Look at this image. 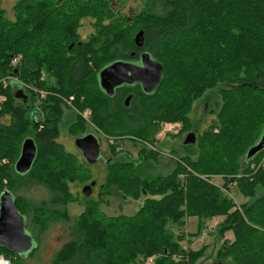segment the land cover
I'll return each instance as SVG.
<instances>
[{"label":"trees","instance_id":"16d2710c","mask_svg":"<svg viewBox=\"0 0 264 264\" xmlns=\"http://www.w3.org/2000/svg\"><path fill=\"white\" fill-rule=\"evenodd\" d=\"M139 1L145 8L126 21L114 17L106 0H18L13 19L0 0V192L13 193L33 237L53 220L69 221L70 184L94 179L57 138L64 109H89L91 124L110 141L103 185L143 201L131 215L108 216L101 198L85 199L52 264H193L205 247L186 250L165 227L188 216L200 222L223 217L216 233L231 230L233 239L221 242L217 261L264 264V149L245 158L264 126V0ZM87 17L93 31L81 40L77 29ZM139 30L138 49L161 63L163 77L151 93L132 88L125 107L128 88L104 96L96 72L128 58ZM212 89L219 97L215 120L184 145H194L196 156L182 155L166 175L150 172L162 124L188 130L193 102ZM72 112L67 129L81 135L86 123ZM26 137L35 141L36 156L29 171L18 174L14 163ZM122 142L137 147L136 161ZM214 175L221 185L210 180ZM24 176L44 186L49 198L32 203L17 194ZM233 183L245 198L240 203L228 193ZM0 255L18 264V255L1 246Z\"/></svg>","mask_w":264,"mask_h":264},{"label":"rangeland","instance_id":"374dc122","mask_svg":"<svg viewBox=\"0 0 264 264\" xmlns=\"http://www.w3.org/2000/svg\"><path fill=\"white\" fill-rule=\"evenodd\" d=\"M17 1L18 0H1V6L4 9V13L7 18H14L13 6ZM137 4L138 2H132L129 7L132 9L136 8ZM91 23L92 19L89 17L82 19L81 25L77 29L81 40H85L93 31ZM218 101L219 97L213 89L206 91L202 97L196 99L193 102L192 110L189 114L191 122L190 127L186 131H180L181 125L178 122H166L162 124L161 129H163L166 125L167 131L162 133L161 137L157 138L155 146H153L158 152V158L156 161H153L152 166L148 168L150 172H153L154 174L166 175L174 168L175 161H177L182 155L188 153L191 157L196 156V147L194 145L192 147H184V137L188 132H193L195 133V136H198L202 130L208 126V124L213 123L215 120V113L212 112V109L216 107V103ZM72 111L80 115V117L85 121L87 127L92 125L88 115L90 112L89 109H85L80 112L77 109L72 108ZM72 111L68 108L63 110L60 134L57 140L61 142L68 151L76 154L83 162L78 150L73 144V140L77 135L70 134L67 129L68 123L74 119ZM1 120L7 121V118H3ZM93 129L96 132L101 133L100 130L91 128V130ZM101 135L102 137L100 139L102 142L103 152L101 153L102 155L100 161L94 165H88L85 163L95 181L91 194L88 197L82 194L81 189L86 183H71L70 190L75 196V199L67 202L65 205L67 217L70 220L66 221V219L63 218L53 220L41 233L38 232V235L34 234L33 238L34 243L36 244L35 246L37 247L36 251L27 256L18 255L16 259L18 264H52V257L55 251L71 237L70 225L76 216L84 210L86 204L85 199L91 198L99 200V198H101L99 206L100 210L108 216H115L120 213L131 215L136 212L141 205L143 201L142 198L136 200L123 198L115 186L106 187L103 185L105 183L106 176L105 160L108 157L107 149L110 141H108L109 139L107 136L102 133ZM119 146L124 152H126L128 158L135 161L137 160L138 153L136 146H132L129 142L119 143ZM140 160L142 159H139V161ZM210 180L217 185H221L222 183V179L219 175L211 176ZM20 181L21 182L15 191H17V194L23 195L30 202L37 203L41 200L49 198V191L41 184L30 180L27 176L22 177ZM228 193L236 203H240L245 200L244 196L239 192L234 183L229 186ZM222 218V216H214L200 222L196 216H188L184 218L183 224L179 225L176 223H167L165 227L175 240H179V244L184 249L197 250L201 247H205L202 255L197 257V259H194L193 264H212L218 260L216 253L221 242L223 240L231 241L233 239L231 230H226L221 237H218V234L216 233V229H218L217 224L222 220ZM27 221L28 219L26 218V224ZM27 226L28 225H26V230H28ZM221 262L223 264H231L228 258L222 260ZM145 264H152V261L148 259Z\"/></svg>","mask_w":264,"mask_h":264},{"label":"water","instance_id":"95a60500","mask_svg":"<svg viewBox=\"0 0 264 264\" xmlns=\"http://www.w3.org/2000/svg\"><path fill=\"white\" fill-rule=\"evenodd\" d=\"M143 41V31L139 30L133 36V43L136 47H142ZM162 77L161 63L152 58L147 51L140 54V60L137 63L117 59L102 67L97 73L98 86L107 96H112L115 88L122 84H139L143 92L151 93L160 84ZM22 94L23 92L20 90V95ZM129 98L130 96L126 97L125 104L128 103ZM195 141V133L188 132L184 137L183 144L191 145ZM74 143L87 164H93L99 159V143L92 133L77 137ZM263 149L264 126L259 139L247 149L245 158L251 159ZM35 156V141L31 137L24 138L19 156L14 163L15 172L18 174L27 173ZM94 184L95 181H91L83 185L82 194L88 197ZM35 245L32 233L26 230V218L16 207L13 193L7 189L2 190L0 192V246L16 255L27 256L36 248ZM214 264L223 263L217 261Z\"/></svg>","mask_w":264,"mask_h":264},{"label":"flooded vegetation","instance_id":"af4514ba","mask_svg":"<svg viewBox=\"0 0 264 264\" xmlns=\"http://www.w3.org/2000/svg\"><path fill=\"white\" fill-rule=\"evenodd\" d=\"M106 2H107V5H108V7L112 10V12H113V14H114V17L115 18H117V17H122V18H124L126 21L128 20V21H130L131 20V18H132V16L133 15H135V14H138L142 9H144L145 7H144V3L142 2V1H139V0H106ZM132 2H138V4H137V7L136 8H130L129 7V5L132 3ZM148 7H150V5L148 6ZM137 49L139 48V47H136ZM134 49V50H130L129 52H128V55H129V57L128 58H122L121 60H124V61H127V62H134V63H137V62H139V60H140V54L142 53V52H144L142 49ZM100 70V69H99ZM97 73L98 72H96V84H97V87H98V89H99V91L104 95V96H107L100 88H99V86H98V81H97ZM135 87H137L138 89H140L141 91H142V89H141V87H140V85L139 84H132V85H126V84H122L121 86H118V87H116L115 88V90H114V93L118 90V89H127L126 90V94L124 95V97H123V105L125 106V107H127L128 105H129V103H130V101L132 100V92H131V89L132 88H135ZM130 89V90H129ZM113 96V95H112ZM127 96H130V98H129V100H128V103L127 104H125V100H126V97ZM109 97H111V96H109ZM72 99V98H71ZM67 103H69V101H66ZM88 115H90V112H89V114ZM93 125H91V126H89V127H87L86 128V130H85V132L83 133V134H81V135H77L75 138H74V140H73V144H74V146H75V143H74V141H75V139L77 138V137H79V136H83V135H85V134H87V133H92L95 137H96V139H97V141H98V143H99V147H100V156H99V159L95 162V163H93V164H88V165H94V164H96V163H98L99 161H100V159H101V153L103 152L102 151V142H101V137H102V135H101V133H98V132H96L94 129L93 130H91V128H96V127H92ZM97 129V128H96ZM162 136V135H161ZM160 136V137H161ZM157 138H159V137H157ZM156 141V140H155ZM66 148V147H65ZM75 148H76V146H75ZM77 149V148H76ZM78 150V149H77ZM108 150V157L106 158V160H105V162H107V160H108V158H109V148L107 149ZM78 152H79V154H80V156H81V153H80V151L78 150ZM81 159L83 160V158H82V156H81ZM83 162H85L84 160H83ZM86 163V162H85ZM87 164V163H86ZM106 164V163H105Z\"/></svg>","mask_w":264,"mask_h":264},{"label":"built area","instance_id":"2783aa9c","mask_svg":"<svg viewBox=\"0 0 264 264\" xmlns=\"http://www.w3.org/2000/svg\"><path fill=\"white\" fill-rule=\"evenodd\" d=\"M17 61V58L16 59H13V62H16ZM3 83L6 82L5 79H2ZM167 131V126L165 125L163 127V129H161V131L157 134V137H160L162 133L166 132ZM261 161H264V155H263V158ZM0 264H11V261L9 258L3 256V255H0Z\"/></svg>","mask_w":264,"mask_h":264}]
</instances>
